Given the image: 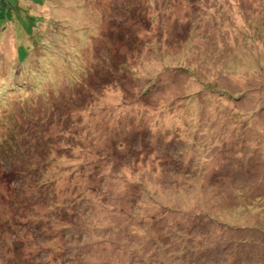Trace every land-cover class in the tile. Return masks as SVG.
<instances>
[{
	"label": "rangeland",
	"instance_id": "1",
	"mask_svg": "<svg viewBox=\"0 0 264 264\" xmlns=\"http://www.w3.org/2000/svg\"><path fill=\"white\" fill-rule=\"evenodd\" d=\"M0 1V264H264V0Z\"/></svg>",
	"mask_w": 264,
	"mask_h": 264
},
{
	"label": "trees",
	"instance_id": "2",
	"mask_svg": "<svg viewBox=\"0 0 264 264\" xmlns=\"http://www.w3.org/2000/svg\"><path fill=\"white\" fill-rule=\"evenodd\" d=\"M1 2V1H0ZM6 26V24L4 25V26H2L1 27V29L3 28V27H5ZM26 61V60H25ZM232 97V96H231ZM205 151V150H204ZM207 152L209 151V150H206ZM209 153V152H208ZM202 156H204V154H202ZM210 160V156H208V158L205 160V161H209ZM253 233H256L257 235H260V233L261 232H258V231H256V232H253ZM259 248H261V246H259Z\"/></svg>",
	"mask_w": 264,
	"mask_h": 264
}]
</instances>
